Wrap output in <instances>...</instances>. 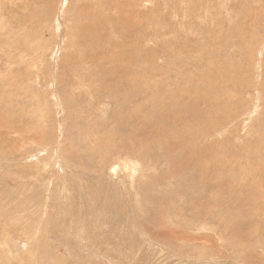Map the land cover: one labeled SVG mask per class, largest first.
Segmentation results:
<instances>
[{
  "label": "rangeland",
  "instance_id": "rangeland-1",
  "mask_svg": "<svg viewBox=\"0 0 264 264\" xmlns=\"http://www.w3.org/2000/svg\"><path fill=\"white\" fill-rule=\"evenodd\" d=\"M0 264H264V0H0Z\"/></svg>",
  "mask_w": 264,
  "mask_h": 264
},
{
  "label": "bare ground",
  "instance_id": "bare-ground-1",
  "mask_svg": "<svg viewBox=\"0 0 264 264\" xmlns=\"http://www.w3.org/2000/svg\"><path fill=\"white\" fill-rule=\"evenodd\" d=\"M75 13V12H74ZM80 24V23H79ZM81 26V25H80ZM69 30V29H68ZM113 32V31H112ZM76 34V33H75ZM82 36V35H81ZM85 38V37H84ZM87 40V39H86ZM96 41V40H95ZM115 48V47H114ZM98 57V59H99V56H97ZM96 57V58H97ZM95 58V59H96ZM94 60V59H93ZM101 60V59H100ZM102 61V60H101ZM107 62H108V60H107ZM117 62V61H116ZM109 63V62H108ZM119 63V62H118ZM121 64V63H120ZM118 67V66H117ZM128 73V71H126V70H124V71H121V72H119V71H117V72H114V71H112V73L111 74H109L110 76L108 77V79L109 80H112V81H116V80H119L120 78H122V76H124L125 77V75ZM162 73V72H161ZM127 78V77H126ZM140 79V78H139ZM126 81V80H125ZM139 81V80H138ZM141 81V80H140ZM200 81V80H199ZM142 83V82H141ZM191 85V84H190ZM128 86H130V83L128 84ZM128 86H126V87H128ZM189 86V85H188ZM192 86H193V84H192ZM202 86V85H201ZM187 87V86H186ZM191 87V86H190ZM137 88H138V85H137ZM189 88V87H188ZM197 88H198V86H197ZM216 88V87H215ZM187 89V88H186ZM188 90V89H187ZM192 90V89H191ZM196 90V89H195ZM195 90H194V92H195ZM197 90H199V89H197ZM122 91V90H121ZM171 91V90H170ZM169 90H168V95H169V92H170ZM183 91V90H182ZM200 91V90H199ZM136 92V91H135ZM167 92V91H166ZM172 92V91H171ZM179 92H180V90H179ZM183 92H185V91H183ZM193 92V91H192ZM186 93H188V92H186ZM153 94V93H152ZM189 94V93H188ZM192 94V93H191ZM191 94H189V95H191ZM120 95V94H119ZM118 95V96H119ZM153 95H155V94H153ZM165 96L166 94H162V96ZM181 95V94H180ZM118 96H117V98H118ZM121 97H120V99L122 98V96H123V94L122 95H120ZM128 96H131V95H129V93H126V95H125V98L127 99V100H130L129 98H127ZM149 96H150V93H149ZM163 96V97H164ZM160 97V96H159ZM169 97V96H168ZM193 97V96H192ZM170 98H172V96L171 97H169V99ZM174 98V97H173ZM177 98V97H176ZM219 98H222V93L220 94V96H219ZM119 99V100H120ZM124 99V98H123ZM154 99H156L155 97H154ZM160 100V99H159ZM162 101H166L165 99H161ZM168 100V99H167ZM221 99H218L217 98V100H213V101H204L203 102V108L205 107V108H213L214 110H215V113H207L206 112V110L205 111H203L202 109L201 110H199L201 107H200V105H199V107L196 105V104H194L193 103V101L192 100H184V102H183V104H182V106H180L181 105V102H180V98L179 99H173V100H171L170 99V101H171V103H173L175 106H178L177 104H179L180 103V107L178 108L179 110H175V109H173V110H171L169 113H167L168 112V110H167V112L165 113V114H160V115H158V117H157V123H158V120H159V116L160 117H165L164 118V120L167 122V123H171V124H173V123H175V122H179L182 126H186V128L187 127H191V125H196V127L198 126V123L199 122H201L200 120H212V119H215L217 116V119H219V121H220V119H222L223 117H221V116H226L227 114H228V108L227 107H225L223 104H222V101H220ZM156 101H158V100H156ZM170 101H168V102H170ZM117 102V101H116ZM129 102V101H128ZM152 102H153V100H152ZM179 102V103H178ZM96 104V103H95ZM120 104V103H119ZM127 104H129V103H127ZM173 104H171V106L173 105ZM163 105V104H162ZM146 106V105H145ZM154 106V105H153ZM174 106V107H175ZM131 107V106H130ZM173 107V106H172ZM148 109V108H147ZM154 109H156L155 107H154ZM172 109V108H171ZM151 110V109H150ZM149 110V111H150ZM152 110H153V108H152ZM129 111V110H128ZM229 112H230V110H229ZM130 113V112H129ZM148 113V112H147ZM146 113V114H147ZM233 112H231V114H232ZM119 114V113H118ZM121 114V113H120ZM119 114V115H120ZM128 114V113H127ZM142 114V113H141ZM230 114V115H231ZM150 115V114H149ZM219 115H220V117H219ZM229 115V116H230ZM122 116V115H121ZM128 117H129V114H128ZM127 117V118H128ZM131 117V116H130ZM129 117V118H130ZM232 117V116H231ZM230 117V118H231ZM144 118V117H143ZM224 118H226V117H224ZM227 119V118H226ZM228 120H230L229 118H228ZM227 120V121H228ZM130 121V120H129ZM148 121V120H147ZM219 121H217V122H219ZM121 122V121H120ZM221 122V121H220ZM224 122V121H223ZM222 122V123H223ZM122 123V122H121ZM130 123V122H129ZM128 123V124H129ZM135 123V122H134ZM151 123V121L149 122V124ZM186 123H189V124H186ZM202 123V122H201ZM123 124V123H122ZM126 124H127V121H126ZM128 124H127V128H128ZM153 124H156V123H153ZM224 124V123H223ZM227 124V123H226ZM225 124V125H226ZM118 125V124H117ZM116 125V126H117ZM124 125V124H123ZM138 125V124H137ZM180 125V126H181ZM241 125V124H240ZM140 126V125H139ZM143 126H145V123H143V124H141V127L140 128H142ZM217 127H219L220 125H216ZM223 126V125H222ZM221 126V127H222ZM125 127V126H124ZM131 127H132V125H131ZM136 127V126H135ZM156 127H158V125L156 126ZM189 127V128H190ZM117 128V127H116ZM137 128V127H136ZM139 128V129H140ZM198 128V127H197ZM209 128H211L210 127V125H208L207 126V128L205 129V128H203L202 127V130H201V128L199 127V129L198 130H201L202 132H203V134L204 133H206L205 131H208V129ZM261 128V127H260ZM150 129H151V127H150ZM149 129V130H150ZM153 129V128H152ZM191 129H193V128H191ZM117 130V129H116ZM125 130V129H124ZM134 129H132V128H130V126H129V128L126 130V131H128V132H132ZM147 130V129H146ZM197 130V129H196ZM195 130V131H196ZM145 131V130H144ZM194 131V132H195ZM147 132H149V131H147ZM152 132H153V130H152ZM193 132V131H192ZM192 132H191V134L189 135L188 134V136L187 135H180L179 134V132H177V134H174V135H172V136H170L169 138H168V140L169 139H174L175 140V148H174V153L175 154H177L179 157H181V159H185L186 161H180V165H183V167L184 168H186L187 169V171H190L191 173H195L196 172V164H199V161H200V159L203 157V156H205V154H203V152L202 153H200L201 152V149H199L200 150V152H198L197 150L195 151V152H193V150H192V148H190V143L191 142H193V140H195V139H197L198 141H199V138L200 137H198V133H197V135H196V133H193L192 134ZM134 133V132H133ZM139 133H140V131H139ZM183 133H185V132H183ZM189 133V132H188ZM136 134V133H135ZM149 134V133H148ZM202 133H200V135H201ZM93 135V134H92ZM118 135V134H117ZM127 136V135H126ZM116 138V137H115ZM117 138H119V137H117ZM122 138V137H121ZM201 139V138H200ZM114 140H116L117 141V139H114ZM131 140L133 141V142H135V144L138 146V143L136 142V135H132L131 136ZM203 140H204V138H202V142H203ZM126 141V140H125ZM129 141V140H128ZM160 140H158V139H155V138H153V139H149V140H141L140 141V143H139V146H142V145H147V146H152V145H156L157 144V142H159ZM120 142H122V141H120ZM116 143H118V142H116ZM199 143V142H198ZM96 144V143H95ZM99 144V143H98ZM98 144H97V146H98ZM122 146H123V144L122 143H120ZM120 145V146H121ZM130 145H131V143H130ZM129 145V146H130ZM100 146V145H99ZM98 146V147H99ZM128 146V147H129ZM189 146V147H188ZM193 146V145H192ZM101 147H102V145H101ZM132 147V146H131ZM197 147L198 148H202V149H205L209 154H210V156H211V153L213 152V150L210 148V146H206V144H202L201 142L197 145ZM196 147V149H198ZM96 148V147H95ZM105 148H107V147H105ZM133 148V147H132ZM129 149V148H128ZM250 149V148H249ZM105 151V150H104ZM124 151V150H123ZM224 150H223V152H222V155H224ZM208 155V154H207ZM213 157H214V155H212ZM216 158V157H215ZM211 160V159H210ZM157 161V160H156ZM216 161H217V159H216ZM224 161V160H223ZM205 162V161H204ZM207 162V161H206ZM225 162V161H224ZM207 163H210V162H207ZM161 164V163H160ZM159 164V165H160ZM177 164V163H176ZM211 164V163H210ZM209 164V165H210ZM121 165V164H120ZM120 165H118V164H113L108 170H109V174L111 175V174H117L118 172H122V168H121V166ZM203 165H204V163H203ZM202 165V166H203ZM137 166V165H136ZM174 166V165H173ZM171 167V166H170ZM211 168V167H210ZM180 169V168H179ZM178 169V170H179ZM182 170V169H181ZM199 170V169H198ZM211 170V169H210ZM180 171V170H179ZM184 172V171H183ZM168 173V172H167ZM166 173V174H167ZM180 173H182V172H180ZM186 173V172H185ZM223 173V172H222ZM175 173L173 172V175H174ZM184 174V173H183ZM202 174H205V175H207L208 177H206V176H204V175H202ZM221 174V173H220ZM134 175V174H133ZM132 175V176H133ZM177 175V174H176ZM200 176H199V178L197 177L196 178V181H197V187L199 188V189H201V190H204V191H206L208 188H207V178H210V174H208V171H205L204 173H201L200 172V174H199ZM231 175V174H230ZM125 176V175H124ZM171 176V175H170ZM198 176V175H197ZM214 177V176H213ZM133 178V177H132ZM179 178V177H178ZM125 179H127V178H125ZM140 179V178H139ZM111 180V179H110ZM216 180V179H215ZM120 181V180H119ZM108 182V181H107ZM158 181L156 180L155 181V184L157 183ZM127 184H128V182H126ZM211 183V182H210ZM119 184V183H118ZM127 184H125V185H127ZM215 184H217V182H215ZM122 186V185H121ZM135 186V185H134ZM141 186V185H140ZM124 187V186H123ZM136 187V186H135ZM213 187V186H212ZM216 187H218V184H217V186ZM118 189V188H117ZM218 189V188H217ZM128 190H131V189H128ZM186 190V189H185ZM195 190V189H194ZM200 190V191H201ZM117 191V190H116ZM121 191H124V190H121ZM116 193V192H115ZM197 193V192H196ZM199 193V192H198ZM203 193V192H202ZM207 193V192H206ZM117 194H118V192H117ZM129 195L128 196H130V191H129V193H128ZM126 195V194H125ZM132 195V194H131ZM114 196V195H113ZM193 200V199H192ZM171 201V200H170ZM172 202V201H171ZM205 202V201H204ZM204 202H203V204H204ZM117 203V202H116ZM166 208V207H165ZM226 212V211H225ZM72 213V212H71ZM229 214V213H228ZM154 216H156V215H154ZM159 216H162V215H159ZM224 216H226V215H224ZM153 217V216H152ZM158 218V217H157ZM160 218V217H159ZM154 220H157V219H154ZM227 220H228V218H227ZM153 221V220H152ZM77 222V221H76ZM154 222V221H153ZM231 225V224H230ZM101 226V225H100ZM243 238H247V235L246 236H244ZM242 238V239H243ZM252 240V239H251ZM243 251V250H242ZM244 252V251H243ZM252 253V252H251ZM249 254V253H248Z\"/></svg>",
  "mask_w": 264,
  "mask_h": 264
}]
</instances>
